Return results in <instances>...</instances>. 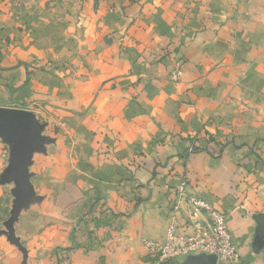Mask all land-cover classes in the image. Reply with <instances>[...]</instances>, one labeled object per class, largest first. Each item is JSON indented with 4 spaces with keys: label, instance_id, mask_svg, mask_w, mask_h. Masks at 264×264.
Returning <instances> with one entry per match:
<instances>
[{
    "label": "crops",
    "instance_id": "0c3cea01",
    "mask_svg": "<svg viewBox=\"0 0 264 264\" xmlns=\"http://www.w3.org/2000/svg\"><path fill=\"white\" fill-rule=\"evenodd\" d=\"M63 2L0 0V108L32 114L44 139L1 254L153 264L145 240L192 232L185 180L226 213L238 264H264V0ZM13 147L0 136L10 216Z\"/></svg>",
    "mask_w": 264,
    "mask_h": 264
},
{
    "label": "built area",
    "instance_id": "2783aa9c",
    "mask_svg": "<svg viewBox=\"0 0 264 264\" xmlns=\"http://www.w3.org/2000/svg\"><path fill=\"white\" fill-rule=\"evenodd\" d=\"M182 76L183 65L178 63L170 75V82L177 83ZM176 193L189 206L192 232H182L175 222L171 223L163 241H144L146 257L153 264L199 256L215 257L217 264H238L241 256L233 242L226 213L191 193L185 180L181 181Z\"/></svg>",
    "mask_w": 264,
    "mask_h": 264
},
{
    "label": "water",
    "instance_id": "95a60500",
    "mask_svg": "<svg viewBox=\"0 0 264 264\" xmlns=\"http://www.w3.org/2000/svg\"><path fill=\"white\" fill-rule=\"evenodd\" d=\"M40 131V125L29 112L20 109L0 108V136L8 138L14 145L8 179L19 177L22 181L16 194L18 201L7 223L9 229L23 205L24 198L31 196L29 163L25 158L33 148L39 147L44 141ZM187 264H217V259L207 256L191 257Z\"/></svg>",
    "mask_w": 264,
    "mask_h": 264
},
{
    "label": "rangeland",
    "instance_id": "374dc122",
    "mask_svg": "<svg viewBox=\"0 0 264 264\" xmlns=\"http://www.w3.org/2000/svg\"><path fill=\"white\" fill-rule=\"evenodd\" d=\"M57 2L58 4L64 3L65 0H50ZM59 13V12H58ZM19 191V190H18ZM16 198L17 195L15 196ZM12 200L13 197L9 191H6L3 193L2 196H0V230L5 229L6 227L4 225L5 222L10 220V210L12 207ZM14 241V239H13ZM11 241V244L13 243ZM15 249L14 251L6 252L3 251L1 254L0 252V264H57V261L55 259V256L53 253H47L41 255L40 253H32L31 255L24 249V247L20 246L16 243V245L13 246Z\"/></svg>",
    "mask_w": 264,
    "mask_h": 264
}]
</instances>
